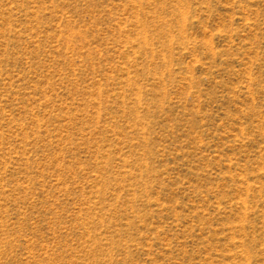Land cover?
Wrapping results in <instances>:
<instances>
[{
	"label": "rangeland",
	"instance_id": "374dc122",
	"mask_svg": "<svg viewBox=\"0 0 264 264\" xmlns=\"http://www.w3.org/2000/svg\"><path fill=\"white\" fill-rule=\"evenodd\" d=\"M0 264H264V0H0Z\"/></svg>",
	"mask_w": 264,
	"mask_h": 264
}]
</instances>
